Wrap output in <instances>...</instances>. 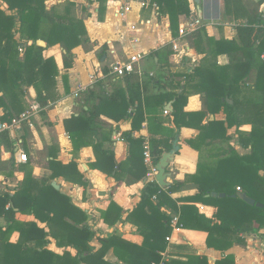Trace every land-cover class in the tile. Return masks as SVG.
Here are the masks:
<instances>
[{"label": "trees", "instance_id": "16d2710c", "mask_svg": "<svg viewBox=\"0 0 264 264\" xmlns=\"http://www.w3.org/2000/svg\"><path fill=\"white\" fill-rule=\"evenodd\" d=\"M6 11L0 7V109L4 115L1 123H9L27 109L26 91L33 87L41 105L59 98L57 95V77L60 70L54 58H45L43 53L51 47L60 45L65 51L64 68L70 69L74 63L73 50L90 42L84 21L77 17V4L67 1L61 5L47 6L49 0H0ZM99 4V20H103L107 0H96ZM163 15H168L173 35L179 33V18L197 19L190 10L188 0H152ZM234 0H226L227 14L231 13ZM264 5L261 0L257 6ZM7 11L12 14H7ZM238 40L214 42L216 56L226 53L230 63L226 67L213 68L205 65L196 68L189 75L184 93L175 104L174 124L180 129L179 123L184 118L189 120L204 118L207 110L215 114L224 108L226 120L211 122L202 128V134L196 141L188 144L201 153L198 145L206 136L218 138L222 127V138L227 136L226 123L231 128L250 125V132L238 130V142L249 154L240 155L234 148L223 150L216 155L217 161L208 163L200 156L198 170L195 175L187 176L186 182L197 185L195 196L183 199L186 204L180 208L172 198V193L181 186L177 183L163 190L157 183H149L142 195L138 207L130 214L129 219L138 227L144 242L141 246L132 244L113 236L99 239L102 248L94 251L89 243L94 238L86 225L88 219L85 212L72 204L70 197L57 191L47 180H37L32 169L26 172L20 188L12 196L8 193L0 195V217L8 223V228H0V264H110L104 257L109 249H114L117 259L122 264H210L207 257L187 256V260H163L162 253L168 247L167 239L173 232V218L162 211L170 206L179 214L176 227L184 230H195L207 233V248L219 251L223 257L215 264H236L233 254L226 252L234 246L246 245V236L264 237V22L262 14H254L247 23L237 28ZM204 29L193 33L195 47L203 39ZM20 35L18 40L16 37ZM44 41L47 47L37 45ZM32 42V45H28ZM165 50L156 52L162 61ZM209 62L205 59L204 62ZM255 74L252 79L251 75ZM200 78L199 85L204 88L203 103L205 110L198 114H185L187 88L191 81ZM131 105L135 107L133 115L127 112L128 105L121 113V118H133L132 132L125 135L130 143L129 164L133 173H138V181L147 176L149 170L144 164V140L136 139L134 132L140 131L144 122L142 93L140 84H129ZM112 100H104L99 109L107 108ZM137 104V106H135ZM113 108V107H112ZM115 108H117L115 106ZM99 113L87 111L85 116L72 117L65 121V130L69 135L74 150L79 151L85 136H96V117ZM109 136V135H108ZM111 136V135H110ZM6 141V140H5ZM163 143H161L162 145ZM89 145V144H88ZM96 153L97 161L94 169H99L109 176L119 179L118 165L111 151H103L102 144H91ZM170 148V144L164 145ZM151 155L156 165L162 158L163 148L152 143ZM141 160V162H140ZM136 168V170L134 168ZM51 179L63 177L66 181L87 186L78 171L75 162L68 165L50 160ZM141 170V171H140ZM116 173V174H115ZM246 193L262 207L250 206L237 193ZM213 193L225 194L224 198L213 197ZM157 200V202H155ZM196 203L212 206L216 209L213 218L201 214ZM18 214H30L41 223H45L48 232L38 227L36 222H18ZM115 214V216H113ZM107 223H115L121 218V210L115 203L102 213ZM113 216V221L112 217ZM17 230L20 239L12 244L10 237ZM53 238L61 247H72L76 256L65 252L62 256L47 249Z\"/></svg>", "mask_w": 264, "mask_h": 264}, {"label": "crops", "instance_id": "0c3cea01", "mask_svg": "<svg viewBox=\"0 0 264 264\" xmlns=\"http://www.w3.org/2000/svg\"><path fill=\"white\" fill-rule=\"evenodd\" d=\"M67 1L77 4V17L84 21L90 42L73 50L74 63L70 69L64 68L65 51L60 45L43 53L45 58H54L60 70L56 80L59 98L48 101L47 105L43 106L37 99L35 89L27 88V109L24 113L29 112L30 117L12 127L3 136L0 148V195L8 193L13 196L25 178L28 171L26 169L30 168L37 180H47V184L52 186L55 183L59 187L58 190L54 187L57 191L70 197L72 204L86 213V225L95 235L89 243V247L94 251L102 248L99 239L113 236L141 246L144 237L129 216L140 204L147 185L153 182L158 184V173L150 176L152 166L156 168L157 164L148 165L144 157V164L149 172L144 179L138 181L139 174L133 173L132 166L128 165L130 143L125 140V135L132 132L133 118H121L120 115L126 105L129 106V114L133 115L135 111L128 93L129 84H140L144 109L142 129L134 132V137L144 140L145 151L149 149L151 152L152 143H158L160 148H163V155L172 154L173 160L166 169L167 186L158 185L167 190L170 186L181 184L169 195L180 208L186 204L183 199L198 193L197 185L186 182V177L197 173L200 156L208 163H213L217 161L218 153L230 147L240 155L249 154L250 151L239 144L237 132H250L251 126L243 125L238 128L234 125L229 128L226 123L227 136H230L231 140L225 142L221 139L220 127L219 134H216L218 138L211 139L206 136L198 143L202 150L200 153L188 142L196 141L202 134V128L210 126L209 123L224 122L227 118L225 110L221 108L218 111L215 106L212 108L215 112L213 114L206 108L207 115L204 118H184L179 123V129L173 122L176 101L185 91L187 77L193 74L196 68L202 65L208 68H213L214 64L218 67L229 65V55L219 53L216 56L217 47L214 42L238 40L237 28L246 24L254 14L261 13L264 22V5L257 6L261 0H234L231 13L227 14L226 0H201L200 5L195 4L194 0H188L191 13L202 21L201 28L205 31L197 49L194 32L185 37L180 36V29L186 28L194 19L181 16L179 33L173 35L169 16L161 14L159 7L152 0H137L132 11L125 17L119 14L122 0H107L103 20H99L100 4L96 0H49L47 6L50 8ZM142 2H146L144 7L141 6ZM0 7L6 11V6L1 1ZM7 14L12 12L7 11ZM16 38L19 40L20 35ZM28 45H32V42ZM160 50H165L162 61L155 54ZM136 53L145 56L140 65V74L118 77L113 73V63L125 62ZM205 59L209 62H204ZM251 78H255L254 73ZM200 81V78L191 81L187 88L185 114H198L205 110L202 94L204 88L199 85ZM104 100H112L111 104L114 106L109 105L102 111L99 107ZM89 110L99 113L96 117L97 134L85 136L87 145L75 151L65 130V121L72 117L85 116ZM3 115L4 111L0 109V118ZM91 144H102L103 151L113 152L118 165H125L123 169H119V179L94 169L97 157ZM166 144L171 147L165 148ZM18 152L27 156V162L18 161ZM52 158L63 165L75 162L87 186L68 182L63 177L51 179ZM261 175L264 176V172H261ZM112 202L121 210V218L113 224L105 222L102 216ZM196 207L208 218L215 215L216 209L212 206L196 203ZM162 211L173 218V232L167 239L168 247L162 253L163 260L186 261L187 256H204L210 264H215L223 257L221 252L207 248V233L178 229L176 225L179 214L170 206H164ZM17 221L36 222L38 227L49 231L45 223L30 214H18ZM8 225L9 223L0 217V228L6 230ZM19 239L20 233L15 230L10 242L15 244ZM49 240L47 249L55 254L62 256L68 251L76 256L77 251L72 247H61L51 237ZM246 242L245 246H234L225 255L233 254L236 264H264V237L247 235ZM104 259L110 264H122L114 249H109Z\"/></svg>", "mask_w": 264, "mask_h": 264}, {"label": "built area", "instance_id": "2783aa9c", "mask_svg": "<svg viewBox=\"0 0 264 264\" xmlns=\"http://www.w3.org/2000/svg\"><path fill=\"white\" fill-rule=\"evenodd\" d=\"M137 0H122V5L119 8V14L120 16H127L132 9L133 4ZM146 5V2H142L141 6L144 7ZM203 26V23L200 19L194 20L191 24H189L186 28L180 29V36L185 37L186 35L195 32L198 28H201ZM144 55L140 53H136L134 55H131L127 61L125 62H115L112 64L111 69L115 75L118 77H124L131 74H140L141 73V63L144 59ZM264 60V54L262 56ZM30 117V113L26 112L21 114L19 117L12 120L11 124H5L0 122V148L2 147V140L3 136L14 126H17L21 123V121H26ZM10 124V125H9ZM145 161L148 165H153L152 162V155L149 149H147L144 153ZM18 161L19 162H27V156L24 153L18 152ZM157 173V170L154 166H152L151 169V175Z\"/></svg>", "mask_w": 264, "mask_h": 264}, {"label": "water", "instance_id": "95a60500", "mask_svg": "<svg viewBox=\"0 0 264 264\" xmlns=\"http://www.w3.org/2000/svg\"><path fill=\"white\" fill-rule=\"evenodd\" d=\"M195 4L200 5L201 0H194ZM37 45L45 47L46 43L44 41H38ZM173 160V156L170 153H166L162 156L160 162L157 164L156 166V170H157V176H156V181L158 182V184L162 187H166V179L168 174L166 173V169L169 166V162H171ZM53 187H55L57 190L59 189V187L53 183ZM213 197H222L224 198L226 195L225 194H217V193H213L212 194ZM235 197H239L240 199H242L245 203H247L250 206H257V207H262L263 205L257 203L253 198L249 197L246 193H237L235 195Z\"/></svg>", "mask_w": 264, "mask_h": 264}, {"label": "rangeland", "instance_id": "374dc122", "mask_svg": "<svg viewBox=\"0 0 264 264\" xmlns=\"http://www.w3.org/2000/svg\"><path fill=\"white\" fill-rule=\"evenodd\" d=\"M1 183H2V182H0V186H1Z\"/></svg>", "mask_w": 264, "mask_h": 264}]
</instances>
